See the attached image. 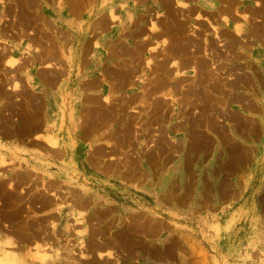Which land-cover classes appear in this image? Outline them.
Segmentation results:
<instances>
[{"label":"rangeland","instance_id":"rangeland-1","mask_svg":"<svg viewBox=\"0 0 264 264\" xmlns=\"http://www.w3.org/2000/svg\"><path fill=\"white\" fill-rule=\"evenodd\" d=\"M190 1L0 0V253L264 264V0ZM31 118L38 143L6 148Z\"/></svg>","mask_w":264,"mask_h":264},{"label":"crops","instance_id":"crops-1","mask_svg":"<svg viewBox=\"0 0 264 264\" xmlns=\"http://www.w3.org/2000/svg\"><path fill=\"white\" fill-rule=\"evenodd\" d=\"M153 1H155V0H123V3L127 7L130 8V14H132L133 16H136V15L142 13L143 8L155 6V3ZM169 1L174 3L176 0H157V3L159 5H162V3H166ZM115 2H116V4H119L118 1H115ZM189 3L191 6H197L200 9L206 10V11H211L216 7L214 0H193V1H190ZM112 5H114V2H112ZM63 15H64V21H68V23H70L71 14H70V11H67L66 5L63 8ZM228 16L230 18H234L233 14H231V15L228 14ZM106 17H107V19L110 20V17L108 16V12H107ZM117 25H118L117 23L108 24L107 28H105V30L100 31V33L96 37L97 42L104 43L106 45L105 49L106 48L110 49L109 53L112 56H113V54L117 53L116 50L113 48L114 45L118 41V34H117V32L114 31V30H116L115 26H117ZM93 41H94V37L90 41L91 46L89 47V50H91V51L96 50L95 48H93V44H92ZM96 52H97V50H96ZM102 55H103V53H101V56ZM6 61H8V59ZM11 65H9V66H11ZM11 68H13V67H11ZM33 72H34V70L31 68L30 73L33 74ZM33 75H36V77H37L38 76V70H36V72H34ZM10 89L12 90V88H10ZM13 92H15V91H13ZM16 97L17 96H15V98ZM12 127H14L12 130L3 132L2 137H1V140H6V143H4V145H6V148H8L9 150L19 148L22 144H24V145L30 144V146H32V145L38 143V141H39L38 138L41 136V134L38 131L39 130L38 118L26 119L24 122L20 121L19 123H15L14 125H12ZM8 135L10 137H6ZM5 223L6 222H4L3 224H5ZM9 224H11V223H8V225ZM11 229L12 228H9V230H11ZM0 241H8V240L5 239L4 237L0 236ZM98 253L100 254L101 252H98ZM102 253H105V252L103 251ZM107 255H109V254H107ZM0 258H1L0 264H16L14 259L12 258V256L9 255V253H7V252L0 253ZM99 263H103V262L99 261Z\"/></svg>","mask_w":264,"mask_h":264},{"label":"bare ground","instance_id":"bare-ground-1","mask_svg":"<svg viewBox=\"0 0 264 264\" xmlns=\"http://www.w3.org/2000/svg\"><path fill=\"white\" fill-rule=\"evenodd\" d=\"M185 7V6H184ZM190 9V8H189ZM196 13V12H195ZM198 13V12H197ZM226 16V15H225ZM212 18V17H211ZM234 33V32H233ZM156 36V35H155ZM167 52V51H166ZM154 55V54H153ZM165 55V54H164ZM164 57V56H163ZM165 58V57H164ZM158 59V58H157ZM156 63V62H155ZM159 63V62H158ZM147 64V63H146ZM165 64V63H164ZM148 65V64H147ZM179 65V64H178ZM155 66V65H154ZM157 66V65H156ZM160 66V65H159ZM139 67V66H138ZM153 69V68H152ZM175 69V68H174ZM138 70V69H137ZM132 72V71H131ZM151 72V71H150ZM167 72V71H166ZM133 73V72H132ZM152 73H153V71H152ZM170 73V72H169ZM162 74H163V72H162ZM161 74V75H162ZM165 74V73H164ZM163 74V75H164ZM167 75H169V74H167ZM134 76V75H133ZM158 76V75H157ZM155 77V76H154ZM161 77V76H160ZM132 78V77H131ZM137 78V77H136ZM156 79V78H155ZM168 79V78H167ZM242 81V80H241ZM153 82H154V80H153ZM168 82V81H167ZM157 84V83H156ZM166 84H168V83H166ZM193 84V83H192ZM161 85H162V83H161ZM204 85V84H203ZM153 86H154V84H153ZM168 86V85H167ZM150 87V86H149ZM156 87V86H155ZM153 88V87H152ZM157 88H159V87H157ZM166 88V87H165ZM194 88V87H193ZM149 89V88H148ZM141 91V90H140ZM152 91V90H151ZM154 91V90H153ZM222 93V92H221ZM147 94H148V92H147ZM133 95V94H132ZM148 96V95H147ZM156 99V98H155ZM166 101V100H165ZM109 102V101H108ZM107 102V103H108ZM152 102V101H151ZM160 104H162V103H160ZM152 105V104H151ZM158 105V104H157ZM165 105V104H164ZM152 107V106H151ZM157 107V106H156ZM164 107V106H163ZM152 110H153V108H152ZM152 114V113H151ZM153 116V115H152ZM1 261V260H0ZM95 263V262H94ZM100 264V263H99Z\"/></svg>","mask_w":264,"mask_h":264}]
</instances>
